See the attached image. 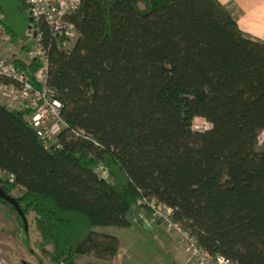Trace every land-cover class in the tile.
<instances>
[{"label": "trees", "instance_id": "1", "mask_svg": "<svg viewBox=\"0 0 264 264\" xmlns=\"http://www.w3.org/2000/svg\"><path fill=\"white\" fill-rule=\"evenodd\" d=\"M27 1L0 0L4 28L14 8L32 25ZM69 19L79 36L68 55L39 25L69 127L62 148L50 154L26 112L0 105V169L14 175L0 204L24 230L33 215L50 264L115 256L119 239L95 229L130 227L153 198L211 254L264 264V41L218 0H83ZM195 117L212 128L194 131Z\"/></svg>", "mask_w": 264, "mask_h": 264}, {"label": "built area", "instance_id": "2", "mask_svg": "<svg viewBox=\"0 0 264 264\" xmlns=\"http://www.w3.org/2000/svg\"><path fill=\"white\" fill-rule=\"evenodd\" d=\"M83 0H28L30 15L33 18L31 28L27 29L29 40L34 45L28 54L29 59L38 64V69L28 67L19 70L16 66L15 52L4 47L0 36V105L10 111L26 112L25 118L35 131L38 139L48 151L62 148L60 137L67 133L68 124L62 117L63 104L58 99L56 91L48 83L50 66L49 49L45 46L44 35L39 25L45 24L51 36L60 43L58 47L65 54H69L78 39V32L70 21V15L79 7ZM1 20V17H0ZM1 31V25H0ZM34 32H37L34 38ZM3 49L5 51L3 52ZM6 53V56L4 55ZM34 78L35 83L28 80ZM75 137H85L82 131L71 130ZM88 137V136H87ZM96 173L103 181L110 178L109 171L104 165H99ZM0 180L12 182L14 175L0 169ZM144 210L150 212L149 219L155 223H162L170 232L181 236L182 242L187 244L190 261L193 264H238L220 254H211L199 244L197 237L182 224L175 220V211L156 199L140 201Z\"/></svg>", "mask_w": 264, "mask_h": 264}, {"label": "rangeland", "instance_id": "3", "mask_svg": "<svg viewBox=\"0 0 264 264\" xmlns=\"http://www.w3.org/2000/svg\"><path fill=\"white\" fill-rule=\"evenodd\" d=\"M10 15L11 17L6 21L7 29L1 24L3 20L1 16L0 36L4 47L17 53V56H20L17 59L20 60L25 52L21 40L23 37L29 38L26 32L28 22L25 16L19 14L15 8ZM8 29L12 30L15 36H10ZM4 55L6 56V53ZM211 128L212 125L204 118H194V131L205 132ZM258 132L259 144L262 145L264 129ZM140 211L146 213L145 221L155 226V231L143 227L135 220V216L130 217L132 225L127 228L98 227L95 231L99 237L114 235L121 238L118 252L112 257L98 256L92 252L80 257L78 264H193L190 261L188 245L182 242L181 236L176 232H170L162 223L150 221L148 217L150 212L144 210V206L138 210L137 215L142 213ZM32 220L31 214L27 217L26 230H24L9 208L0 204V264H50L40 250L39 235Z\"/></svg>", "mask_w": 264, "mask_h": 264}, {"label": "crops", "instance_id": "4", "mask_svg": "<svg viewBox=\"0 0 264 264\" xmlns=\"http://www.w3.org/2000/svg\"><path fill=\"white\" fill-rule=\"evenodd\" d=\"M225 5L233 16L236 18L239 28L242 32L251 35L254 38L264 41V0H218ZM24 51V50H23ZM16 57L18 54L15 53ZM26 51L23 57L27 60ZM138 214L145 220L143 211ZM136 220V219H135ZM152 230H156L155 226L149 224ZM157 225V224H155ZM158 226V225H157ZM114 236V235H111ZM117 237V236H116ZM119 240L121 238L117 237ZM118 252V251H117Z\"/></svg>", "mask_w": 264, "mask_h": 264}, {"label": "water", "instance_id": "5", "mask_svg": "<svg viewBox=\"0 0 264 264\" xmlns=\"http://www.w3.org/2000/svg\"><path fill=\"white\" fill-rule=\"evenodd\" d=\"M30 22H33V18H32V17H31V19H30ZM29 28H31V27L29 26ZM36 36H37V32H34V38H36ZM33 45H34V40H29V41L26 42L25 47H26L28 50H31L32 47H33ZM26 58H27V60H28V59H29V56L27 55ZM48 152L51 154V151H48ZM103 181H104V180H103ZM2 196H3V198H4L6 201H8V203L11 204L12 206H15V205H16V201H15L13 198H11V197H9V196H6L5 194H2ZM135 218H136V220H137L139 223H141V224L143 225V227H145V228L148 229V230H152L151 227H150V225L147 223V221H145L142 217H140L139 215H136Z\"/></svg>", "mask_w": 264, "mask_h": 264}]
</instances>
